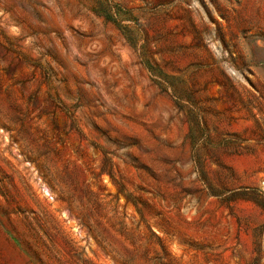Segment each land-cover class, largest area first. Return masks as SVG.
<instances>
[{
  "label": "rangeland",
  "instance_id": "obj_1",
  "mask_svg": "<svg viewBox=\"0 0 264 264\" xmlns=\"http://www.w3.org/2000/svg\"><path fill=\"white\" fill-rule=\"evenodd\" d=\"M0 264H264V0H0Z\"/></svg>",
  "mask_w": 264,
  "mask_h": 264
}]
</instances>
